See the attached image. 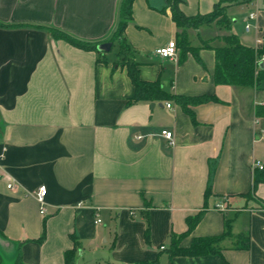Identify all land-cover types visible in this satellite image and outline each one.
Masks as SVG:
<instances>
[{"label": "crops", "instance_id": "crops-1", "mask_svg": "<svg viewBox=\"0 0 264 264\" xmlns=\"http://www.w3.org/2000/svg\"><path fill=\"white\" fill-rule=\"evenodd\" d=\"M218 2L183 0L179 10L203 16ZM118 4L0 0V23L14 26L0 28L1 264H63L71 236L79 244L75 264H264V183L252 187L260 171L253 163L264 167V116L256 114L264 90L212 81L221 37L264 45V0L227 4V28L188 29L194 53L177 50L174 59L154 54L178 32L163 1L132 2L123 37L139 79L168 96L215 99L187 106L192 119L172 100L127 106L132 87L116 64L115 42L98 55L46 30L108 44ZM40 186L42 215L34 198ZM201 210L178 246L227 227L222 259L169 258L171 235L183 234L185 219Z\"/></svg>", "mask_w": 264, "mask_h": 264}, {"label": "trees", "instance_id": "trees-1", "mask_svg": "<svg viewBox=\"0 0 264 264\" xmlns=\"http://www.w3.org/2000/svg\"><path fill=\"white\" fill-rule=\"evenodd\" d=\"M134 0H119L117 8V24L107 43L113 42L117 45V65L125 69L126 76L132 87V96L127 100L126 105H134L140 102H155V101H174L191 119V113L187 106L197 105L209 101L215 102L212 97H180L166 95L157 82H144L138 77L137 66L132 61V49L126 43L123 37V31L126 25L131 20V5ZM164 9L169 10L171 22L174 24L178 32L173 40L176 51L179 50L183 56L186 52H192L187 40L186 31L188 29H197L202 25H209L213 22L220 25L222 28H227L229 20L225 15V7L227 4L237 1L247 2L248 0H219L212 11L203 16L185 17L179 10V5L183 0H162ZM14 26L0 23L1 29H8ZM43 28V27H38ZM49 35L55 40H60L68 45L83 51H95L98 55H102V51H97L98 44L85 43L76 40L69 35L55 29L46 28ZM223 43L222 47L213 48L214 69L212 81L215 85H225L233 87H252L255 89L264 90V45L260 48H251L243 46L239 43L234 35L223 36L220 39ZM207 47V45H202ZM195 59L197 57L193 54ZM98 62L103 61L98 58ZM198 61V60H197ZM261 64V67L259 66ZM257 115L264 116V108L256 111ZM258 183H264V167L260 171H255L252 181V187ZM208 191H205L204 196H207ZM204 211H199L193 217L185 219L186 230L181 235H171L169 246L166 249V254L169 258L172 257H187L195 258L202 256H218L221 258L219 243L226 237L229 232L225 227L222 235L211 238H194L186 248L178 246L180 239L187 236L194 226L197 224ZM72 247L69 251L63 254V264H75L76 254L79 251V244L75 238L70 237ZM247 247V241L241 243L240 249ZM222 259V258H221ZM1 264V262H0ZM225 264V263H224Z\"/></svg>", "mask_w": 264, "mask_h": 264}, {"label": "built area", "instance_id": "built-area-1", "mask_svg": "<svg viewBox=\"0 0 264 264\" xmlns=\"http://www.w3.org/2000/svg\"><path fill=\"white\" fill-rule=\"evenodd\" d=\"M254 19V14H249L247 16V20H253ZM245 29L248 28L247 25H245L244 27ZM154 54L160 58V59H174L176 57V48H175V44L174 42L168 41L164 46L156 49L154 51ZM169 105H166V108H169ZM161 137H163L166 140H169L171 137V134L169 132L163 131L160 133ZM253 167L257 168V169H261L262 166L260 163L255 162L253 163ZM10 187L7 186V189H9ZM44 196H45V189L44 187L40 186L36 189L35 193H34V198L35 201L37 202L38 206H39V214L42 215L44 210H43V204H44ZM221 207V206H220ZM218 207V208H220ZM95 224L99 223V220L96 219Z\"/></svg>", "mask_w": 264, "mask_h": 264}, {"label": "water", "instance_id": "water-1", "mask_svg": "<svg viewBox=\"0 0 264 264\" xmlns=\"http://www.w3.org/2000/svg\"><path fill=\"white\" fill-rule=\"evenodd\" d=\"M109 43L108 44H102V45H98L97 47H96V50L97 51H102V52H106L108 49H109ZM260 67H261V64L259 65ZM152 105H150V107H151Z\"/></svg>", "mask_w": 264, "mask_h": 264}, {"label": "rangeland", "instance_id": "rangeland-1", "mask_svg": "<svg viewBox=\"0 0 264 264\" xmlns=\"http://www.w3.org/2000/svg\"><path fill=\"white\" fill-rule=\"evenodd\" d=\"M237 26H238L237 28L240 29V22H239V21H238ZM241 28H242V26H241ZM113 50H114V48H113ZM113 50H112V51H113Z\"/></svg>", "mask_w": 264, "mask_h": 264}]
</instances>
